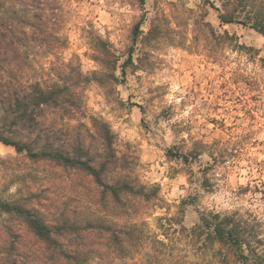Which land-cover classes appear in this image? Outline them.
I'll list each match as a JSON object with an SVG mask.
<instances>
[{
    "label": "rangeland",
    "instance_id": "1",
    "mask_svg": "<svg viewBox=\"0 0 264 264\" xmlns=\"http://www.w3.org/2000/svg\"><path fill=\"white\" fill-rule=\"evenodd\" d=\"M57 1L66 40L62 59L80 63L84 74L102 72L94 61L97 36L119 58L120 83L87 85L86 122L90 116L105 120L119 151L136 159L141 182L160 188V200L132 220L145 235L139 252L109 264H212L211 252L201 255L184 240L172 242L179 225L169 220L192 228L202 213L239 210L264 221V37L238 24L220 25L206 0H147L144 6L139 0ZM152 26L163 35L144 39ZM210 29L233 39L219 41ZM130 54L132 64L126 63ZM170 150L188 161L170 157ZM67 177L0 144L1 199L36 193L37 208L50 216L72 203Z\"/></svg>",
    "mask_w": 264,
    "mask_h": 264
},
{
    "label": "trees",
    "instance_id": "2",
    "mask_svg": "<svg viewBox=\"0 0 264 264\" xmlns=\"http://www.w3.org/2000/svg\"><path fill=\"white\" fill-rule=\"evenodd\" d=\"M216 1L218 6L206 0L219 13L220 25L238 24L264 37V0ZM139 2L144 6L147 0ZM60 13L57 0H0V144L33 164L68 174L62 182L73 193L72 203L50 216L37 208L36 193L0 198V264L133 260L145 235L132 220L160 200V188L143 184L135 174L136 159L119 151L110 125L95 116L86 122L87 85L111 88L120 83L112 44L95 38L94 61L103 71L84 74L80 63L66 62L60 55L66 42L60 34ZM141 24L135 26V40ZM210 31L219 41L233 39ZM162 35L152 26L144 39ZM129 57L126 63L132 64ZM168 155L189 159L173 150ZM184 205L186 201L181 209ZM169 222L179 225L172 242L184 240L201 255L211 252L212 264H264V221L252 213H202L192 228L176 218ZM158 243L170 248L162 240Z\"/></svg>",
    "mask_w": 264,
    "mask_h": 264
},
{
    "label": "crops",
    "instance_id": "3",
    "mask_svg": "<svg viewBox=\"0 0 264 264\" xmlns=\"http://www.w3.org/2000/svg\"><path fill=\"white\" fill-rule=\"evenodd\" d=\"M231 25V24H230Z\"/></svg>",
    "mask_w": 264,
    "mask_h": 264
}]
</instances>
